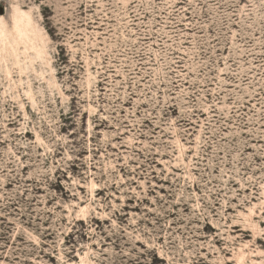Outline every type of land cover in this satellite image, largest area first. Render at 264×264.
<instances>
[{
    "label": "rangeland",
    "instance_id": "374dc122",
    "mask_svg": "<svg viewBox=\"0 0 264 264\" xmlns=\"http://www.w3.org/2000/svg\"><path fill=\"white\" fill-rule=\"evenodd\" d=\"M81 262L264 264V0H0V264Z\"/></svg>",
    "mask_w": 264,
    "mask_h": 264
},
{
    "label": "bare ground",
    "instance_id": "6f19581e",
    "mask_svg": "<svg viewBox=\"0 0 264 264\" xmlns=\"http://www.w3.org/2000/svg\"><path fill=\"white\" fill-rule=\"evenodd\" d=\"M14 26H15V29L17 30L16 32H18L17 34H19V37H22L23 39H25L26 42H33L34 38L30 37V33L31 32L34 33V30L31 29V22H30L29 16L28 15L26 16V13H25V20L21 18H17ZM1 31L4 32L5 30L1 29ZM80 264H82V262Z\"/></svg>",
    "mask_w": 264,
    "mask_h": 264
}]
</instances>
